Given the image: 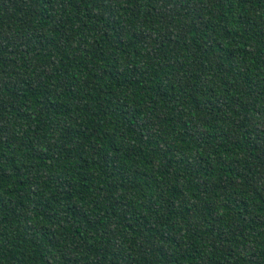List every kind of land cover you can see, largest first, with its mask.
<instances>
[{
  "label": "trees",
  "instance_id": "1",
  "mask_svg": "<svg viewBox=\"0 0 264 264\" xmlns=\"http://www.w3.org/2000/svg\"><path fill=\"white\" fill-rule=\"evenodd\" d=\"M0 264H264V0H0Z\"/></svg>",
  "mask_w": 264,
  "mask_h": 264
}]
</instances>
